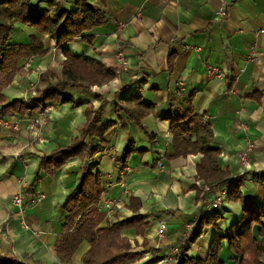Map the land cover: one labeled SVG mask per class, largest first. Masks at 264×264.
<instances>
[{
    "label": "crops",
    "instance_id": "1",
    "mask_svg": "<svg viewBox=\"0 0 264 264\" xmlns=\"http://www.w3.org/2000/svg\"><path fill=\"white\" fill-rule=\"evenodd\" d=\"M88 1L105 9L109 18L83 32L92 37L90 43L77 38L69 46L76 53L99 58L117 74L106 84L89 89L68 86L64 92L74 98V104H51L48 113L9 115V125L0 126V254H13L33 264H81L89 248L87 240L68 262L61 260L54 248L66 217L60 206L78 184L81 161L71 158L52 175L38 165L41 155L70 143L84 121L83 107L90 103L94 109H103L102 121L116 122L104 136L103 148L88 160L94 171L101 173L98 205L115 200L110 210L99 206L105 214L101 224L132 215L128 197L137 196L139 211L149 224L140 235L133 228L121 231L135 251H143L134 264L151 254L160 256L156 264H174L171 249L200 214L216 210L221 215L217 227H205L188 249L190 256L203 255L214 234H223L228 225L239 220L241 205L226 197L217 208L211 206L221 185L201 187L202 180L195 177L199 154L170 157V121L154 112L148 114L142 121L155 136L150 140L115 106L140 96L165 114L185 109L187 97L194 92L193 109L212 129L211 145L221 151L217 158L220 167L228 166L235 174L239 151L247 141L252 142L248 169L239 175L240 190L245 200L264 205V182L252 176L254 171L264 172V0H104L103 5L100 0ZM222 3L225 14L219 18ZM14 25L11 44H28L34 34L48 51L20 59V69L3 90L7 100L24 97L29 82L35 83L45 69L59 76L64 60L52 36L21 22ZM119 50L129 64L126 68L115 59ZM170 53L175 55L172 71L167 63ZM212 66L219 74H207ZM28 95L34 97V91ZM31 124L41 132L36 139ZM127 140L143 151L128 158L130 172L124 178L125 186L120 187L121 167L114 157ZM96 142L99 139H94ZM194 186L201 188L199 195ZM19 192L23 193L24 221L29 226L25 229L13 212L12 197ZM160 223L166 225L161 238L156 235ZM219 258L223 264H238L226 240L221 243ZM260 260L264 264V256Z\"/></svg>",
    "mask_w": 264,
    "mask_h": 264
},
{
    "label": "trees",
    "instance_id": "2",
    "mask_svg": "<svg viewBox=\"0 0 264 264\" xmlns=\"http://www.w3.org/2000/svg\"><path fill=\"white\" fill-rule=\"evenodd\" d=\"M100 3L103 5L104 0H100ZM108 18L109 14L105 9L94 7L88 0H0V118L9 115L30 116L43 112V107L50 104H74V98L64 92L68 86L89 89L92 85H103L112 80L117 74L116 69L104 65L95 56L76 53L69 46L77 38L90 43L92 37L83 32L105 24ZM18 22L52 36L56 47L63 53L64 60L59 76L50 68L39 72L34 97L7 100L3 90L20 69V59L44 55L48 51L34 34L29 36L28 44H11V31ZM174 59L175 55L170 53L167 59L169 71L173 69ZM194 95L193 92L187 97L185 109L165 114L158 113L152 103L145 102L140 96L124 99L115 108L116 111L124 110L127 120L138 125L150 140L155 136L142 121L148 114L154 112L161 119L170 121V157L199 154L195 177L202 180L201 187L222 186L231 177V173L228 166L222 168L217 162L221 151L211 145L212 129L204 116L193 109ZM96 96L104 101L101 95ZM83 109L84 121L79 132L65 147H56L41 155L38 165L40 170L52 175L71 158L76 157L81 161L78 184L67 194L60 206L65 210L66 217L62 232L55 239V252L61 260L68 262L79 244L87 240L89 248L84 252L81 264H134L143 251H135L130 239L122 235L121 231L133 228L140 235L149 222L139 211L140 199L129 194L127 207L133 214L101 224L105 215L98 205L102 196L101 173L94 171V166L88 160L103 148L106 143L104 136L116 122L102 121L101 107L94 109L87 103ZM96 138L99 142L93 143ZM120 151L114 161L124 168L131 154L143 150L136 149L133 141L127 140ZM252 176L256 181L264 182V172L254 171ZM241 182L239 176L227 187V198L241 205L242 214L239 220L228 225L223 234H214L205 254L190 256V245L197 241L205 227H217L221 218L216 210L209 214H200L184 237L179 239L174 264H223L219 258L223 240L228 242L238 264H262L260 259L264 256V205L245 200L240 190ZM200 189H196L197 194ZM159 259L160 256L151 254L140 264H156ZM0 264L33 263L23 262L15 255L5 253L0 254Z\"/></svg>",
    "mask_w": 264,
    "mask_h": 264
},
{
    "label": "built area",
    "instance_id": "3",
    "mask_svg": "<svg viewBox=\"0 0 264 264\" xmlns=\"http://www.w3.org/2000/svg\"><path fill=\"white\" fill-rule=\"evenodd\" d=\"M222 4L223 5H221L219 7V10L217 11L219 18L224 16V14H225L224 3H222ZM115 59H116L119 66H121L123 68L128 67L129 64L127 63V60H126L122 50H119L116 52ZM218 71L219 70L217 67L212 66V67H209L207 69V74H209V75L219 74ZM35 85H36V82L35 83L29 82L27 92L24 95L25 99H29L30 96L28 95V92L30 93V92L34 91ZM50 108H51V104L44 106L43 112L48 113L50 111ZM7 125H9L8 116L0 118V126L7 127ZM31 128H32V131L34 132L33 133L34 139H36L37 137H39L41 135V132H40L39 127L37 125L31 124ZM252 150H253L252 142L247 141L245 143V145L243 146V148L239 151V162H240V164H239L237 172L235 174H231V177L225 182L224 185L221 186L220 192L215 197V199L211 202V206L213 208L218 207L219 204L221 203V201L224 198L228 197V191H227L228 184L234 182L235 179L237 177H239V174H242L246 169H248V165L250 162L249 161V155L251 154ZM129 172H130V167L127 165L124 168H120L119 182L117 183V184H119L120 187L125 186L124 178L126 177V175ZM22 196H23V193L19 192L12 197L13 198V204L15 206V210L13 212L16 213V215L19 217L20 226H22L25 229V228H29V226L27 225L26 221H24V206H23V197ZM114 203H115V200L110 199V200L105 201L102 204H99V206L103 209L110 210L111 207L114 205ZM165 228H166L165 223H160L158 225V230L156 232V235L159 238L164 237L163 235H164ZM171 250L173 251V254H174L173 261H175V258H176L175 255L177 254L178 250L176 249V247H173Z\"/></svg>",
    "mask_w": 264,
    "mask_h": 264
},
{
    "label": "rangeland",
    "instance_id": "4",
    "mask_svg": "<svg viewBox=\"0 0 264 264\" xmlns=\"http://www.w3.org/2000/svg\"><path fill=\"white\" fill-rule=\"evenodd\" d=\"M27 95V94H26Z\"/></svg>",
    "mask_w": 264,
    "mask_h": 264
}]
</instances>
